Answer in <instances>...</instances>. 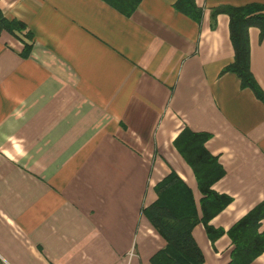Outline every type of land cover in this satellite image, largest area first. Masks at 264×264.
Wrapping results in <instances>:
<instances>
[{"label":"crops","instance_id":"obj_1","mask_svg":"<svg viewBox=\"0 0 264 264\" xmlns=\"http://www.w3.org/2000/svg\"><path fill=\"white\" fill-rule=\"evenodd\" d=\"M177 1L143 0L127 17L102 0H0L27 27L0 33V264H153L166 247L144 215L156 185L175 172L200 208L174 145L186 129L211 135L225 170L213 189L233 202L213 227L228 232L264 202V103L224 72L230 19L213 17L264 0H195L200 22ZM260 34L249 29L264 91ZM193 236L204 264L231 262L227 234L212 244L199 224Z\"/></svg>","mask_w":264,"mask_h":264},{"label":"trees","instance_id":"obj_2","mask_svg":"<svg viewBox=\"0 0 264 264\" xmlns=\"http://www.w3.org/2000/svg\"><path fill=\"white\" fill-rule=\"evenodd\" d=\"M119 13L129 17L143 0H102ZM175 9L195 21L202 19V10L195 0H178ZM225 14L230 19V39L235 52L234 62L224 72H232L244 88L251 89L264 103V91L251 71L249 29L256 27L264 37V5L248 4L241 7L221 6L213 10V17ZM215 19V18H214ZM27 27L18 20L4 17L0 8V33L24 32ZM29 48L24 51L28 56ZM211 138L207 133L183 131L174 145L193 169L202 194L198 208L192 190L175 173H170L155 187L157 200L144 210L145 217L166 241V247L153 258V264H204L205 258L193 236L194 228L202 224L212 244L227 234L235 246L229 264H251L264 254V234L259 233L264 220V202L242 218L232 229L225 232L216 229L211 221L223 212L232 198L217 193L213 186L225 176V170L216 156L206 148ZM200 209V210H199Z\"/></svg>","mask_w":264,"mask_h":264}]
</instances>
